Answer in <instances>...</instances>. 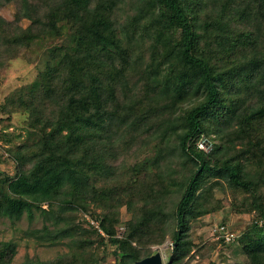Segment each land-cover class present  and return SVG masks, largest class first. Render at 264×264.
<instances>
[{"label":"rangeland","instance_id":"1","mask_svg":"<svg viewBox=\"0 0 264 264\" xmlns=\"http://www.w3.org/2000/svg\"><path fill=\"white\" fill-rule=\"evenodd\" d=\"M29 1L41 7L33 18L16 17L20 0H0L7 38L29 25L35 33L20 46H13L14 51H0V177H17L22 169L28 177L37 172L42 175L51 162H81L76 175L87 171L88 175L69 200L42 202L41 209L46 212L37 208L32 215L14 217L0 213V245L9 246L3 264H60L63 259L65 264H127L111 236L127 239L144 254L160 252L163 264H245L248 257L242 236L255 221L264 224V217L259 215L264 206V160L258 158L264 150V77L241 81L224 74L221 88L225 103L235 106L236 112L232 114V107L220 118L221 125L213 127L214 133L218 131L226 139L220 141L222 134H212L220 150L213 161L237 159L256 187L249 192L219 175L210 177L205 183L207 192L199 195L207 211L190 218L184 238L186 253L180 263H174L173 209L178 183L187 177L191 165L179 152L168 124L181 125L185 110L201 97L191 88L176 94L173 76L172 82H166L165 69L172 57L162 37L156 35V25L146 24L152 21V0H120L111 16V32L99 48H87L79 41L75 27L65 18L62 0ZM222 1L213 0L202 8L196 5L200 23L221 17V30L210 29L204 35L208 37L205 44L217 46L216 35L225 39L249 27L241 21L239 3L222 6ZM72 2L82 8L86 0ZM142 7H150L141 12L146 20H140ZM135 16L137 20L130 23ZM201 43L204 46V40ZM168 97L181 101L172 103L166 101ZM101 108L109 118L106 125L98 127L91 114ZM51 112L58 119L66 114V123L76 121L75 134L66 127L63 137L54 139L56 119L45 118ZM247 114L251 118L245 121ZM88 115L92 123L84 126L82 121ZM213 120L207 122L210 130ZM237 127L242 129L240 138L231 133ZM251 139L257 143L253 153L259 150L256 158L244 152ZM59 142L60 149L56 147ZM213 143L206 140L202 149L211 151ZM44 153L47 155L40 170L29 173L37 163L36 155ZM85 157L90 160L88 170L83 168ZM100 161L103 168L98 165ZM119 193L126 202H119ZM63 207L69 209L65 215L78 231L97 229L89 238L84 237L92 241L90 244L80 246L75 232L74 236H59V229L56 236L50 235L49 230L65 224L52 212ZM222 225L235 233L234 240L223 238ZM162 231L164 241L146 243L148 233Z\"/></svg>","mask_w":264,"mask_h":264},{"label":"trees","instance_id":"2","mask_svg":"<svg viewBox=\"0 0 264 264\" xmlns=\"http://www.w3.org/2000/svg\"><path fill=\"white\" fill-rule=\"evenodd\" d=\"M20 1L21 5L16 12V17L18 18H33L34 14H37L41 9L34 1ZM197 1L152 0V5L150 6V18L152 21L146 22V24L156 25V35L162 37V42L168 50V54L172 57L171 63L165 69L164 77L166 82H172L171 76H173L176 94L180 95L188 91L187 88H191L195 94L201 97V99L185 110L182 115L181 125L178 126V122L168 124L175 136L179 152L189 160L191 165L190 171L187 172V177L178 183L179 195L173 209L172 222L175 227L171 234L174 242V253L171 255V262L174 263H180L186 253L184 251L186 245L184 238L190 228V218L207 211L206 203L199 198V195L203 190L207 192V189H205L207 184L205 183L210 177L219 175L233 186L249 192L254 191L256 187L255 180L252 176L246 175L245 169H243L244 165L237 159L227 157L221 161H213V159L215 160L213 156L220 150L212 134H222L218 131L214 133L213 127L221 125L222 119L220 120V118L228 114L232 107H234L232 114L236 112L235 106L230 107L225 103V96L221 88L225 82L224 74L227 73L230 79L238 78L241 81L262 80L261 78L264 77V0L222 1V6L239 3V11H242L241 21L246 22L249 27H243L244 30L240 31L236 36H226L225 39H220L219 34L216 35L214 38H216L217 46L205 44L208 37L205 38L204 35L210 33V29L218 28L221 30L219 28L221 17L219 15L213 16L200 23L196 5L198 8H202L208 6L209 2H213V0ZM119 2L120 0H86L82 8L74 6L72 0H62L61 4L64 7L65 18L75 27L79 41L87 48H99L105 44L106 38L111 32V16L115 13V8ZM150 7L139 8L141 10L139 13L140 20H146V14L142 15L141 12H147ZM52 15L53 12L50 16L52 17ZM132 19L130 23L137 20L136 16ZM36 21L40 22L38 18H36ZM5 24L6 22L0 18V51L2 52L14 51L13 46H20L21 42H26L27 37L29 38L30 35L35 34L33 25H29L26 29L21 27V31L12 36V38L10 36L7 38L6 28L3 27ZM202 40H204V46L201 43ZM7 46L8 48H6ZM213 50H219V53ZM215 54L217 56L214 61L213 57ZM174 67H179L180 70L174 69ZM252 92L255 93V90ZM194 93L191 94L193 95ZM168 98H166V101H172V103H180L181 101L178 98H173L172 100L170 97ZM102 110L103 108L91 114L95 120H93L94 125L98 124V127L106 125L109 118L108 115H105V110ZM249 115L251 114L249 113ZM247 116L248 114L245 116V121L251 118V116L248 118ZM45 118L47 121L56 119L53 128L56 133L53 135L54 139L57 135L63 137L62 130L66 127L70 129V133L74 131V134L78 128L76 121L66 123L69 120L66 114L58 119L55 118V113L51 115L49 113ZM86 118L82 121L84 126L92 123L89 115ZM212 120V130H210L207 122ZM241 132L242 129L237 127L231 133L240 138L241 136L238 133ZM203 136H206V140L212 139L215 143L214 148L209 152L198 147V142ZM218 138L221 141V139L225 138V135L222 134ZM259 140L261 143L262 140L260 138H258L257 142ZM62 142L56 144V147L60 149ZM255 144H257L255 139H251L248 142V146L244 149V152L252 153V158L257 156L258 149L253 153ZM47 154H42V157L36 155L34 162L37 163L32 166L35 168L34 170L30 169L29 173L40 170L42 160ZM258 158L261 161L264 160V150L258 154ZM87 159L85 157L83 168L88 170L90 160ZM94 163V168L99 170ZM98 165L103 168L101 161ZM79 166H81V162H70V164L68 162L65 164L51 162L48 165L49 168L42 175H37V172L33 177H28L22 169L19 171L22 174H18L17 177H0V213L13 217L22 216L24 213L32 215L37 208L42 212H46V209H41V203L44 201L50 203V200L57 198L69 200L68 197L74 195V190L79 188V184L83 183V178L88 175L87 171V173L84 172L77 176L76 173L80 169ZM83 186L84 190H86V184H83ZM119 202H126L122 193H119ZM261 207L259 215L264 217V206ZM68 210L63 207L60 212L52 211L57 215L58 219L65 220V224L58 229L49 230L50 235L56 236V231L59 229V236L67 234L74 236L75 232L78 239L77 243L80 246L90 244L92 241L84 239V237L89 238L91 232H96L97 229L78 231L79 227L68 215H65ZM148 237L149 239L146 243L164 241L163 231L160 234L150 232ZM241 240L248 257L245 264H264V224H261L259 220L255 221L251 229L242 236ZM111 242L116 245L119 255L126 259L127 264H135L138 260L151 255L149 253L144 254L142 250L134 247L127 239L111 236ZM8 247V244L0 245V264L4 262L3 258ZM60 264H65L64 259Z\"/></svg>","mask_w":264,"mask_h":264},{"label":"water","instance_id":"3","mask_svg":"<svg viewBox=\"0 0 264 264\" xmlns=\"http://www.w3.org/2000/svg\"><path fill=\"white\" fill-rule=\"evenodd\" d=\"M136 264H163V258L161 253L157 252L138 260Z\"/></svg>","mask_w":264,"mask_h":264},{"label":"built area","instance_id":"4","mask_svg":"<svg viewBox=\"0 0 264 264\" xmlns=\"http://www.w3.org/2000/svg\"><path fill=\"white\" fill-rule=\"evenodd\" d=\"M198 147L200 148H206V139L203 137L199 142H198ZM221 230L224 232L223 238L229 242L235 239V233L230 230H225V226L222 225Z\"/></svg>","mask_w":264,"mask_h":264}]
</instances>
